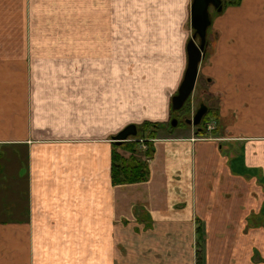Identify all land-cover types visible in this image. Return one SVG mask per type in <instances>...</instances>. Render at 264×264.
<instances>
[{"label":"crops","instance_id":"0c3cea01","mask_svg":"<svg viewBox=\"0 0 264 264\" xmlns=\"http://www.w3.org/2000/svg\"><path fill=\"white\" fill-rule=\"evenodd\" d=\"M124 20V0H0V264H195L197 224L202 264H264V0L210 17L193 93L220 135H158L148 180L113 186L112 138L171 119L190 38L125 61Z\"/></svg>","mask_w":264,"mask_h":264},{"label":"rangeland","instance_id":"374dc122","mask_svg":"<svg viewBox=\"0 0 264 264\" xmlns=\"http://www.w3.org/2000/svg\"><path fill=\"white\" fill-rule=\"evenodd\" d=\"M190 3L191 0H124L125 20L120 23L119 29L125 35V61L133 56H137L138 52H147L150 50V47L156 48L155 45H157V48L162 47L163 41H157L158 38L156 37V30H167L168 33H172L171 38L174 40L171 41L168 49H170V51H173V53L177 52L178 49H180V44H182L184 41V35L185 37H187V35L189 37L193 35V31L190 27L189 22ZM208 11L209 17H212V15H217L215 9L212 6L209 7ZM148 24H156V26H152L154 31H152L149 38L150 42L147 41V36L145 33L146 25L148 26ZM108 28L109 32L112 30H117L119 32V29H117L115 23ZM181 31L183 33H181ZM197 90L198 88H196L195 94L193 93V96L194 98H199L202 100L200 102H198L197 100V105L200 103L204 104L209 109H211V111L215 112V109L217 107L212 105L214 98L209 96L207 97L205 96L206 94L203 95V97H199ZM191 107L192 106H190V115H187L190 117V119L192 115H194L195 109L198 108V106L195 107L194 104V107H192V109ZM178 115V111L173 113L171 120L174 119L177 121L176 117H179ZM211 119L214 118H210L208 119V121ZM220 124L223 125V123ZM139 125L140 124H137V126ZM170 127L169 121L166 122L165 127L163 129H160L161 132H159V137L165 136L167 134L165 132L170 130L174 134H180L181 131H188L191 129V126L188 125L186 121H182L181 119L176 127H172L171 125ZM192 129L194 132L196 131V127H193ZM206 133L208 134H203L200 136H210V138H213V136H215L214 134H209L207 130ZM139 142L140 144H142V140ZM140 149L144 150V146L141 145ZM122 154L125 157L128 156L127 153ZM9 172L10 170L6 156L0 155V215H4V213H6L8 216L14 206V202H12V194L14 193V188H10L9 184H2L11 183V179H8Z\"/></svg>","mask_w":264,"mask_h":264},{"label":"trees","instance_id":"16d2710c","mask_svg":"<svg viewBox=\"0 0 264 264\" xmlns=\"http://www.w3.org/2000/svg\"><path fill=\"white\" fill-rule=\"evenodd\" d=\"M222 7L226 8L228 6H237L240 0H221ZM210 27V26H209ZM208 27V28H209ZM194 34V31H193ZM206 52V54H209ZM189 102H186L181 110L178 111L179 114L187 115L190 112ZM171 110V117L173 115ZM210 118H214L217 123L220 121L217 118V114L213 111L205 117L203 124ZM203 126V125H202ZM137 127V135L130 138L129 141L116 144L113 143V149L111 152V166H110V179L113 186L120 185H130L143 183L149 178V168L148 161L152 159L154 155L153 141L157 139L160 129L165 127L162 123H153L145 121ZM170 127V126H169ZM171 128V127H170ZM172 129V128H171ZM220 127L217 124V128L213 131V134L220 135ZM195 134L200 136L204 134L203 127L199 130L196 129ZM142 140V144L139 141ZM141 145L144 146V150H141ZM119 151V152H118ZM122 153H127L128 156L125 157ZM195 264H202L201 260V231L199 225H196L195 229Z\"/></svg>","mask_w":264,"mask_h":264},{"label":"water","instance_id":"95a60500","mask_svg":"<svg viewBox=\"0 0 264 264\" xmlns=\"http://www.w3.org/2000/svg\"><path fill=\"white\" fill-rule=\"evenodd\" d=\"M212 6L216 9L217 13L222 11L221 0H191L189 7V22L194 34L187 41L185 46V52L187 56V63L184 72L183 79L177 89L176 94L171 98L170 106L173 112H177L182 109L186 101L192 96L197 78L198 69L200 63L205 59V38L208 27L211 24L209 13V7ZM198 36L199 44L195 39ZM206 112L205 107H201L192 119L186 121L191 127H196ZM172 127L176 126V120H171ZM137 135V127L134 124H129L124 127L113 138L112 142L121 144L130 140V138Z\"/></svg>","mask_w":264,"mask_h":264},{"label":"flooded vegetation","instance_id":"af4514ba","mask_svg":"<svg viewBox=\"0 0 264 264\" xmlns=\"http://www.w3.org/2000/svg\"><path fill=\"white\" fill-rule=\"evenodd\" d=\"M222 10H223V7H222ZM215 11H216V9H215ZM214 11V12H215ZM216 13H217V11H216ZM218 14V13H217ZM210 28V27H209ZM208 28V29H209ZM207 34H208V31H207ZM207 34H206V38H205V46H204V50H205V53L206 52H209L210 51V44H209V42H208V40H207ZM195 41H196V43L197 44H199V39H198V36L196 37V39H195ZM197 86V85H196ZM195 89V88H194ZM197 100H198V102H200V99L198 98V99H194L193 98V93H192V96L186 101V102H189V105L190 106H192V102L194 101V103H195V107H197L198 106V108H196L195 109V113H194V115L196 114V112L201 108V107H205L206 108V112L203 114V116H202V118H201V120H200V122H199V125L197 126V130H199V129H201L202 127H203V129H204V134H208V133H206V129H207V126L208 125H210L211 126V129H210V131H209V134H213V131H215L216 130V128H217V124L219 125V127H220V125L221 124H219V123H217L216 122V120L215 119H211V120H207V121H205L204 122V124L202 123L203 122V120L205 119V117L207 116V115H209L210 114V112H211V109H209L207 106H205L204 104H198L197 105ZM202 101V100H201ZM185 105V104H184ZM192 107H194V106H192ZM192 107H191V109H192ZM190 108V107H189ZM192 111H194V110H192ZM192 111H191V114H192ZM189 115H190V112L188 113ZM187 114V115H188ZM187 115H185V114H179L178 116L179 117H176V119H177V121H176V126L179 124V122H180V119L182 120V121H188V120H190V117L189 116H187ZM194 115H192V117H191V119L193 118V116ZM170 121H171V119L169 120V126L171 125L170 124ZM203 125V126H202ZM175 126V127H176ZM193 128V127H192ZM196 130V129H195Z\"/></svg>","mask_w":264,"mask_h":264},{"label":"built area","instance_id":"2783aa9c","mask_svg":"<svg viewBox=\"0 0 264 264\" xmlns=\"http://www.w3.org/2000/svg\"><path fill=\"white\" fill-rule=\"evenodd\" d=\"M210 129H211V126H210V125H208V126H207V129H206V130H207V132H209V131H210Z\"/></svg>","mask_w":264,"mask_h":264}]
</instances>
